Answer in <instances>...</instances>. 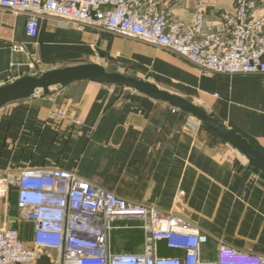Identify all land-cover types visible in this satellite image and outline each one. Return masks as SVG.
<instances>
[{
	"label": "crops",
	"instance_id": "1",
	"mask_svg": "<svg viewBox=\"0 0 264 264\" xmlns=\"http://www.w3.org/2000/svg\"><path fill=\"white\" fill-rule=\"evenodd\" d=\"M197 3L214 21L234 0H167L165 7L171 20L185 24ZM25 24L24 15L0 10V86L96 64L202 108L264 156V74L203 73L159 48L93 28L76 30L57 18L39 19L31 39ZM13 45L24 52H13ZM58 110L65 118L56 129ZM238 155L182 110L118 86L82 81L0 108V173L58 167L124 200L171 212L208 236L204 259L214 258L220 239L264 254V176ZM0 227L18 229L22 242H31L33 223L18 218L14 192L0 201ZM50 260L43 254L34 264Z\"/></svg>",
	"mask_w": 264,
	"mask_h": 264
},
{
	"label": "built area",
	"instance_id": "2",
	"mask_svg": "<svg viewBox=\"0 0 264 264\" xmlns=\"http://www.w3.org/2000/svg\"><path fill=\"white\" fill-rule=\"evenodd\" d=\"M166 1L0 0V10L24 15L31 39L39 19L57 18L76 30L93 28L159 48L203 73L264 74V0H234L232 10L214 21L197 3L185 24L170 19ZM24 50L12 46L15 53ZM54 116L59 129L64 113ZM11 192L18 218L33 223V233L25 244L18 229L0 227V264H34L43 254L50 264H264V254L231 248L221 239L214 258L204 259L208 236L184 218L124 200L58 167L0 173V201L7 203ZM114 230L139 231L138 250L114 251ZM159 244L177 255L160 254Z\"/></svg>",
	"mask_w": 264,
	"mask_h": 264
},
{
	"label": "water",
	"instance_id": "3",
	"mask_svg": "<svg viewBox=\"0 0 264 264\" xmlns=\"http://www.w3.org/2000/svg\"><path fill=\"white\" fill-rule=\"evenodd\" d=\"M82 81L131 89L148 98L165 102L174 108L182 110L211 130L218 139L241 155L250 168L264 176V156L256 151L245 138L209 116L202 108L183 98L160 90L154 84L120 73L109 72L96 64L60 68L46 71L36 76L25 75L0 86V108L10 103L29 99L37 92L48 95L52 88H66L73 83Z\"/></svg>",
	"mask_w": 264,
	"mask_h": 264
},
{
	"label": "rangeland",
	"instance_id": "4",
	"mask_svg": "<svg viewBox=\"0 0 264 264\" xmlns=\"http://www.w3.org/2000/svg\"><path fill=\"white\" fill-rule=\"evenodd\" d=\"M239 158L245 161L241 155ZM246 162V161H245ZM141 233L139 231H124V230H114L111 233L112 248L120 247L125 245L126 242L139 244L141 242ZM160 254H164L163 245L159 244Z\"/></svg>",
	"mask_w": 264,
	"mask_h": 264
},
{
	"label": "trees",
	"instance_id": "5",
	"mask_svg": "<svg viewBox=\"0 0 264 264\" xmlns=\"http://www.w3.org/2000/svg\"><path fill=\"white\" fill-rule=\"evenodd\" d=\"M139 244L126 242L125 245L123 247H121L122 249L120 248L119 251H127V252L137 251V250H132V246H135L138 249ZM117 248H119V247H116V249Z\"/></svg>",
	"mask_w": 264,
	"mask_h": 264
},
{
	"label": "bare ground",
	"instance_id": "6",
	"mask_svg": "<svg viewBox=\"0 0 264 264\" xmlns=\"http://www.w3.org/2000/svg\"><path fill=\"white\" fill-rule=\"evenodd\" d=\"M243 158V157H242Z\"/></svg>",
	"mask_w": 264,
	"mask_h": 264
}]
</instances>
